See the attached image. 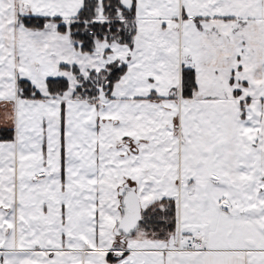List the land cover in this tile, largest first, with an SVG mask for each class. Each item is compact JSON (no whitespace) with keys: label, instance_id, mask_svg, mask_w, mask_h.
Listing matches in <instances>:
<instances>
[{"label":"snow or ice","instance_id":"1","mask_svg":"<svg viewBox=\"0 0 264 264\" xmlns=\"http://www.w3.org/2000/svg\"><path fill=\"white\" fill-rule=\"evenodd\" d=\"M0 264H264V0H0Z\"/></svg>","mask_w":264,"mask_h":264}]
</instances>
